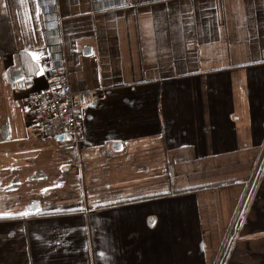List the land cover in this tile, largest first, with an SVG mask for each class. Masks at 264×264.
<instances>
[{
	"label": "crops",
	"instance_id": "1",
	"mask_svg": "<svg viewBox=\"0 0 264 264\" xmlns=\"http://www.w3.org/2000/svg\"><path fill=\"white\" fill-rule=\"evenodd\" d=\"M0 213V264H264V0H0Z\"/></svg>",
	"mask_w": 264,
	"mask_h": 264
},
{
	"label": "built area",
	"instance_id": "2",
	"mask_svg": "<svg viewBox=\"0 0 264 264\" xmlns=\"http://www.w3.org/2000/svg\"><path fill=\"white\" fill-rule=\"evenodd\" d=\"M126 5L127 0H121ZM45 69L46 85L22 99L26 114L31 118L30 133L44 137L58 135L77 140L79 135L78 112L82 103L99 99L101 94L84 92L76 99L69 85L68 71L63 56L38 58Z\"/></svg>",
	"mask_w": 264,
	"mask_h": 264
},
{
	"label": "snow or ice",
	"instance_id": "3",
	"mask_svg": "<svg viewBox=\"0 0 264 264\" xmlns=\"http://www.w3.org/2000/svg\"><path fill=\"white\" fill-rule=\"evenodd\" d=\"M33 57L36 58V54H33ZM3 215H11V213H0V216H3Z\"/></svg>",
	"mask_w": 264,
	"mask_h": 264
},
{
	"label": "water",
	"instance_id": "4",
	"mask_svg": "<svg viewBox=\"0 0 264 264\" xmlns=\"http://www.w3.org/2000/svg\"><path fill=\"white\" fill-rule=\"evenodd\" d=\"M66 137H68V136H66Z\"/></svg>",
	"mask_w": 264,
	"mask_h": 264
}]
</instances>
